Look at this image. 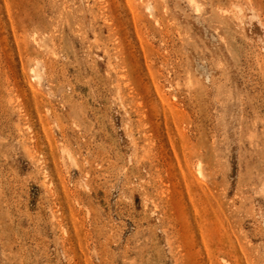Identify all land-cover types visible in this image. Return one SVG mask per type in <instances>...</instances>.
Returning <instances> with one entry per match:
<instances>
[{"label":"rangeland","instance_id":"1","mask_svg":"<svg viewBox=\"0 0 264 264\" xmlns=\"http://www.w3.org/2000/svg\"><path fill=\"white\" fill-rule=\"evenodd\" d=\"M0 264H264V0H0Z\"/></svg>","mask_w":264,"mask_h":264}]
</instances>
